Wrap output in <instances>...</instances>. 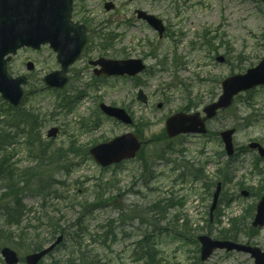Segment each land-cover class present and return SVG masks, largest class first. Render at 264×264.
Masks as SVG:
<instances>
[{
	"label": "rangeland",
	"instance_id": "1",
	"mask_svg": "<svg viewBox=\"0 0 264 264\" xmlns=\"http://www.w3.org/2000/svg\"><path fill=\"white\" fill-rule=\"evenodd\" d=\"M103 1L106 0L76 1L75 19L85 17L82 9L87 10L86 14L90 18L91 26L102 24L105 22L103 19L109 18L107 26L115 28L117 34L122 33V37L119 36L112 44L105 42V46L109 45L105 48L106 52L97 40L91 44L93 48L85 52L83 59L70 66V82L65 89L52 91L42 80L45 74L60 67L56 54L49 48L44 47L39 52L24 48L14 56L9 65L12 74L24 73L30 77L29 84L25 86L30 93L19 111L40 114L38 122L43 124L39 127V135L37 134L39 139L37 138V143L34 144L40 156L44 151L48 154L57 152L59 147H68L71 142H76V145L81 146L79 150L83 151L85 147L89 149L93 143H101L133 130L139 133L140 139L143 140L144 147L141 151H145V154L141 158L124 162L119 168L113 167L104 171L92 159L82 162V156L70 153V162L63 163L67 169L73 168V172L68 175L63 165L52 163L45 153V157H40L39 161L37 158L33 159L30 156L32 152L25 144L28 135L18 136L13 150L9 152L12 156L16 154L14 162L20 167L37 168L39 178L33 181L28 178L24 185H18L19 178L17 179L16 189L24 191L21 193L23 203L27 209L31 208L33 211L23 216L19 228L7 226L0 211V249L7 245L16 249L22 256L28 254L33 246L31 244L37 241L31 238L19 241V230L30 225H38L37 218L46 212L59 217L51 213L54 212L52 208L55 207L62 211L60 215L64 217L61 223L64 225L86 223L89 229L84 235V240L90 250L106 258L102 264H131L133 241L138 237V231L152 226L149 223L141 225L139 221L127 222L122 226L119 218L129 217L132 212L146 216L148 203L158 198H168L170 195L181 197L183 194L187 195L185 200L187 204L181 214L188 216L191 224L197 228L203 225L205 229L201 233L216 234L220 228L225 227L226 222L211 223V226L207 223L214 187L205 188L204 179L194 182L192 179L184 181L178 178L180 172L178 166H183L188 161L192 163L200 161L201 164L208 162L207 177L217 181L218 169L226 168L228 158L223 153V143L216 133L231 127L237 129L234 144L240 153L236 157L237 166L232 165L233 173L231 171L229 174L232 182H223L221 196L223 198L220 202L226 197L232 198L233 203L234 201L237 203H232L231 208L238 207L244 215L245 210L258 201L256 196L240 198L241 189L238 183L244 180V183L255 190L264 184V160L258 164L262 169L263 173H261L255 167L257 152L249 149L243 151L252 141L264 146V87L260 86L239 94L231 108L220 112L216 119L209 122L210 133L207 136H190L172 142L164 137V128L167 115L184 107H188L190 112H202L207 104L216 101L219 97L222 80L230 75L245 73L248 68L259 64L264 56L263 1L136 0L137 6L139 4L145 9L150 8L160 13L167 21L168 27H171L168 30L170 34H165L161 39L151 28L131 25L125 21L127 15H133V10L130 12L129 9L134 4L128 3L127 0H115L119 3L117 11L106 13ZM107 26L103 25L104 28ZM106 31L102 30V33L107 34ZM122 51L127 53L123 55ZM218 55L225 56V63L216 61ZM98 56L113 59L142 57L145 58L148 68L134 79L109 77L96 81L89 60H96ZM27 61L34 63V71L29 72L26 69ZM142 88L150 97L148 105L136 101V94ZM102 102L110 106H126L134 117L133 126L129 128L103 115L98 110ZM160 103L162 108L157 107ZM3 107L6 109L5 103L0 98V108ZM4 118L6 116L1 115L0 121ZM51 127L60 129L56 138L47 137V131ZM170 149L173 151H167L162 157L164 152ZM145 166L152 167V171L155 172V178L150 183L151 172H147L144 179H140L141 171ZM233 175L237 179H234ZM103 176L120 189L111 186V189L105 193L104 207L94 209L93 187L100 186L104 182L98 181ZM43 182L49 184L57 182L53 186L63 197L60 201L51 198L47 200L49 210L42 209L44 198L41 194H37ZM259 191L261 192L260 189ZM2 192L0 191V195ZM118 195L120 196L116 197ZM86 200L89 203L87 208H84L82 205ZM224 204L223 201L222 210ZM226 206L225 210L228 208V205ZM88 209L94 210L83 215ZM134 209L138 211H132ZM243 215L240 218L244 217ZM53 222L55 224L56 220ZM162 224H165V221ZM76 227L74 225L72 233L77 230ZM112 229L116 231L115 242L112 236H108L106 244L102 245L90 237L91 233L97 239L103 240L106 231ZM123 230L131 236L124 235ZM50 232L46 226L42 227L39 232L41 238L38 241L42 239L43 243L47 241L51 243L48 238ZM242 239L243 241L249 239L253 244L264 249V228L259 229L253 236L247 229ZM156 244L167 264H199L200 245L180 242L166 235L159 236ZM77 251L79 250L73 245L72 238L67 237L63 245L54 252L53 257L46 258L42 264H69L71 261H78ZM0 264H5L1 254ZM20 264L26 263L21 261ZM203 264H253V260L247 254L236 252L226 254L216 251L214 256Z\"/></svg>",
	"mask_w": 264,
	"mask_h": 264
},
{
	"label": "water",
	"instance_id": "2",
	"mask_svg": "<svg viewBox=\"0 0 264 264\" xmlns=\"http://www.w3.org/2000/svg\"><path fill=\"white\" fill-rule=\"evenodd\" d=\"M48 1V0H46ZM70 0H67L69 3ZM15 8L19 5L18 0L14 1ZM59 5L58 3H56ZM67 4V3H66ZM7 5V4H5ZM68 5V4H67ZM14 8V9H15ZM11 9L12 11L14 10ZM10 10V8H9ZM1 11V17L0 18V29H3L8 26L4 24L3 19H5L4 9L0 8ZM10 16V14H8ZM148 21L151 22L153 25H155L157 28H159V32H162L164 28L162 27V23L160 21H157L153 16L147 17ZM33 23V21H32ZM31 23V24H32ZM51 42V41H50ZM86 42L85 35L82 34L81 40L77 43V48L73 55H70L69 57H66L61 59V65L62 70L55 71L54 73L48 74L45 76L44 80L49 86L52 87H63L67 80L65 75L67 72V67L76 61V56L79 54L80 50L84 47L83 45ZM52 43V42H51ZM24 44V41H22V34L20 31H16L15 33H11L8 35V38L4 42H0V57H2L4 53H8L9 51H16L17 48L22 46ZM5 47L4 49L1 47ZM52 47H55V49L58 50V47L54 44ZM219 61H223V57L218 58ZM102 65V70L98 71V73H105L107 75L109 74H128V75H135L141 70H143L145 67L142 64V60H100L99 61ZM3 64H0V93H2L3 97L10 101L13 105H19L20 100L23 96L22 88L21 86L26 82V78L23 77H16L12 78V76L8 73L6 70V66ZM32 65L29 64V68L31 69ZM224 83V96L220 99V101L217 104H214L212 106H209L206 108L207 116L212 117L216 110L219 107H227L228 104L231 102L233 96L235 94H238L239 90L243 89H249L250 87H254L257 85H260V83L264 84V59L259 64V66L255 69H249L248 73L245 75H238L234 77L228 78ZM142 102H147V97L143 95V93H140L138 97ZM102 109L105 110V112L109 115H114L118 119L125 121L126 123H130L131 119H129L125 113L124 110L116 109L113 107H106L104 105H101ZM168 132L171 136H175L176 134L180 132H205L206 128L204 127L203 121L200 119V116L193 115L188 116L184 115L182 113H177L174 116L170 117L167 123ZM232 133L233 130L227 131L222 133V137L224 138V141L226 143V147L228 150L229 155L233 152L232 147ZM50 136H56L57 130L51 129L48 133ZM252 146H257V144L253 143ZM140 144L138 141H136L134 135L132 134H126L123 135L121 138H117L113 140L111 143L108 144H101V146H97L93 148L91 151L94 153L96 159L100 164L103 165H110L113 162H118L123 160L124 158H130L134 157L135 153L139 149ZM264 153V152H263ZM219 187L217 189V193L215 194L214 199V205L212 207V210L217 205V198L219 196ZM247 195L248 193L245 192ZM211 210V211H212ZM257 215L255 217V223L254 225H264V197L262 198V201L257 206ZM199 240L201 242L202 246V259L205 260L208 257L211 256L213 253V250L216 248L227 250H238L242 252H248L253 255L255 258V264H264V252L258 248V247H251L249 245H242L238 243H233L230 241H218V240H212L209 236L202 235L199 237ZM63 242V237L60 236L55 243H53L50 247L43 249L40 252L31 253V255H28L26 257V262L28 264H39L38 262L50 253L54 247H56L58 244ZM1 254L5 257V262L7 264H17L19 262L18 254L12 250L10 247H5L2 249ZM75 264V263H74Z\"/></svg>",
	"mask_w": 264,
	"mask_h": 264
},
{
	"label": "trees",
	"instance_id": "3",
	"mask_svg": "<svg viewBox=\"0 0 264 264\" xmlns=\"http://www.w3.org/2000/svg\"><path fill=\"white\" fill-rule=\"evenodd\" d=\"M8 113H9V109H8ZM1 122L3 123L4 126L0 127V155H1V150L4 149L5 151H7V147L5 146V144L11 143V139L13 138V135H12L13 129L22 130V131H26L27 129H29L28 132L30 133L31 128L34 126V124H32V119L30 115L26 113L24 114L17 113V115L14 116V118L12 119H11V115H9L8 118L4 119ZM59 152H62V150H59ZM70 152L77 154V152H75L74 147L69 148L68 152L66 153L67 156H69ZM54 158L55 156H53V159ZM8 161H9V157L3 158L0 156V178H3L5 180L7 179V185L4 186L6 193L4 192L2 196L0 197V210L3 211L4 213L7 225L8 224L13 225V223L20 224L21 215L24 214V206L22 205V199L19 198V194L24 191L23 190L17 191L16 189L17 179L14 178L15 169L7 164ZM20 175L21 177L19 178H23L22 179L23 181L22 180L21 181L26 183L28 176L33 177L36 175V173L34 169L27 168V170H24ZM101 189L103 190L102 187ZM51 190L53 193L56 192L53 189ZM95 196L97 199L96 201L97 203L102 202L103 201L102 199L104 198V193L103 191L97 192ZM12 200L14 201V203H12ZM45 206L46 205L43 204L42 207L44 208ZM171 206H172L171 202L165 203V201L163 200H158V202L153 203V205L148 208V213L151 215H154L153 218L155 221L161 222V219H166L167 217L166 215H168L166 213L169 211V207ZM52 209H54V211L57 214L61 212L59 208L54 207ZM44 216L46 217V220H48L49 225L54 224L53 223L54 216L52 215L50 216L48 213H46L45 215L39 218L40 223L42 222V218H44ZM143 220L147 221V218H143ZM245 225H246V222L244 223V226ZM54 230L55 232L60 231L61 233L64 232L65 234L68 232L70 233L71 231L70 229L61 226L59 224V221L54 226ZM159 230L162 232L166 231L167 233H169L168 226L160 227ZM243 231H244V227L243 229H241L240 224L237 222L234 224L232 229L221 232V235H219V237L222 239L225 238V239L238 240L241 238L242 234L244 233ZM142 237L143 238L137 244L139 245L138 246V251H139L138 254L140 255L139 258L143 259L145 264H151L154 258L152 257L153 253L151 252V249H148L149 248L148 246H149V243L152 242L153 238L148 233H145ZM19 238L23 239V234H20ZM42 246H43V243L38 242V244L34 246L35 247L34 250H40ZM82 252L85 253L86 250Z\"/></svg>",
	"mask_w": 264,
	"mask_h": 264
}]
</instances>
